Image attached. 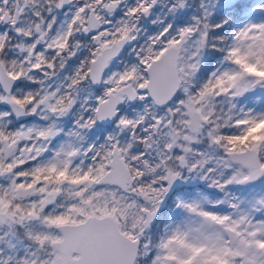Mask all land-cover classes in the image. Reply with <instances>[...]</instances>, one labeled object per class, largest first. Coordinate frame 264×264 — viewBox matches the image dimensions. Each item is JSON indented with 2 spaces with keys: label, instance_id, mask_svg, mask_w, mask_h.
<instances>
[{
  "label": "snow or ice",
  "instance_id": "6c2138e0",
  "mask_svg": "<svg viewBox=\"0 0 264 264\" xmlns=\"http://www.w3.org/2000/svg\"><path fill=\"white\" fill-rule=\"evenodd\" d=\"M0 264H264V0H0Z\"/></svg>",
  "mask_w": 264,
  "mask_h": 264
}]
</instances>
